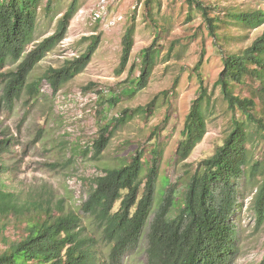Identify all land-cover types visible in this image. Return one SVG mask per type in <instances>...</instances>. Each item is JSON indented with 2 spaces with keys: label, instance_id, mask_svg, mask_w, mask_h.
Wrapping results in <instances>:
<instances>
[{
  "label": "trees",
  "instance_id": "trees-1",
  "mask_svg": "<svg viewBox=\"0 0 264 264\" xmlns=\"http://www.w3.org/2000/svg\"><path fill=\"white\" fill-rule=\"evenodd\" d=\"M184 1L213 34L220 19L211 17L212 8L202 0ZM256 1L264 4V0ZM141 4L146 16L152 17L155 2L146 0ZM58 5L60 0H0V100L11 109L24 95L37 102L42 81L48 83L54 95L59 93L86 69L97 49L98 36L82 55L60 68H49L44 79L29 81L36 66L66 38L70 22L80 10L78 0H72L62 13L55 12ZM41 10L49 21L59 16L50 35L39 31ZM227 16L243 28L264 25L263 10L229 12ZM133 33L131 27L123 36L118 75L129 63ZM159 57L158 45L142 51L139 76L129 79L127 84L132 88L125 91L126 95L147 87ZM222 63L210 93L199 77V92L185 117L174 152L175 164L188 160L204 139L216 89L230 114L229 131L211 157L195 169L185 168L179 187L168 185L163 191L158 188L164 153L163 145L158 143L148 151L150 158L145 159L144 152L138 151L129 162L123 161L94 178L87 198L75 211L45 186L25 195L9 189V168L1 156L8 152L11 139L2 132L0 264H125L129 255L137 253L145 257V264H233L239 254L236 219L247 188L255 190L251 212L256 226L264 224V153L262 159L254 154L259 142H264V114L258 110V101L264 103V30L241 53L222 57ZM14 64L15 69H7ZM200 66L201 61L194 70ZM133 69L131 66L130 71ZM153 105L154 101L150 106L116 115L115 123L100 129L93 142L94 156L107 148L111 125H123L134 114L147 113ZM10 227L17 228L16 239L5 236ZM260 264H264V256Z\"/></svg>",
  "mask_w": 264,
  "mask_h": 264
},
{
  "label": "rangeland",
  "instance_id": "rangeland-1",
  "mask_svg": "<svg viewBox=\"0 0 264 264\" xmlns=\"http://www.w3.org/2000/svg\"><path fill=\"white\" fill-rule=\"evenodd\" d=\"M71 1L60 0L55 12H64ZM78 1L80 10L72 18L66 38L36 66L29 81L44 79L49 68H60L66 61L82 55L98 36L100 42L86 69L56 95L48 83L42 81L37 102L29 101L24 95L11 109L0 100V136L5 132V137L11 139L8 152L1 156L9 168V189L25 195L45 186L57 199H64L69 208L77 211L87 198L94 178L123 161L129 162L138 151H143L144 158L148 159V151L158 143L164 149L158 188L163 191L168 185L179 187L185 168L195 169L202 160L211 157L222 145L231 123L226 103L216 89L204 139L188 160L175 164L174 152L185 117L198 95L199 77L208 92L213 91L223 69L222 57L241 53L264 30V25L257 29L243 28L227 14L264 11V4L256 0H202L212 8L211 17L220 19L212 34L184 0H153L152 17L146 16L141 4L146 0H104L102 21L93 20L92 15L100 0ZM117 16L122 19L115 26L106 27L107 22ZM46 17L41 10L38 28L42 34L50 35L59 16L51 21ZM131 27L133 49L125 71L118 75L122 39ZM152 45H158L160 57L147 87L126 95L125 91L132 88L127 84L129 79L139 76L142 51ZM200 61L201 66L195 71ZM16 66L10 65L7 69ZM131 66H134L133 72ZM153 101L147 113L134 114L123 125H111L112 136L107 148L100 156H94L91 147L100 129L110 122L115 123L113 119L123 111H135L150 106ZM258 110L264 114V103L258 101ZM86 149L90 152H84ZM254 151L255 158L262 159L264 142L260 141ZM254 193L255 190L247 188L246 198L240 199L242 210L236 219L239 254L233 264H260L264 256V224L256 226L251 212ZM5 236L16 239L17 228H8ZM145 262V257L137 253L129 255L125 264Z\"/></svg>",
  "mask_w": 264,
  "mask_h": 264
},
{
  "label": "built area",
  "instance_id": "built-area-1",
  "mask_svg": "<svg viewBox=\"0 0 264 264\" xmlns=\"http://www.w3.org/2000/svg\"><path fill=\"white\" fill-rule=\"evenodd\" d=\"M104 12H105V1L100 0L97 4V8L92 10L93 20L102 21ZM121 19H122L121 16L114 17L113 19L107 22L106 27L115 26Z\"/></svg>",
  "mask_w": 264,
  "mask_h": 264
}]
</instances>
